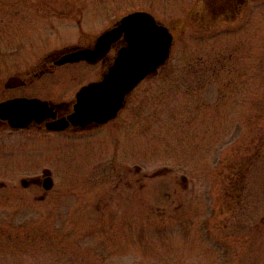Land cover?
<instances>
[{
	"label": "rangeland",
	"instance_id": "1",
	"mask_svg": "<svg viewBox=\"0 0 264 264\" xmlns=\"http://www.w3.org/2000/svg\"><path fill=\"white\" fill-rule=\"evenodd\" d=\"M133 11L172 45L115 119L0 129V264H264V0H0V99L72 98L97 66L32 74Z\"/></svg>",
	"mask_w": 264,
	"mask_h": 264
},
{
	"label": "water",
	"instance_id": "2",
	"mask_svg": "<svg viewBox=\"0 0 264 264\" xmlns=\"http://www.w3.org/2000/svg\"><path fill=\"white\" fill-rule=\"evenodd\" d=\"M162 35L161 41L158 37ZM123 38L113 64L99 81L82 86L76 93V102L68 120L84 126L91 122L102 123L114 117L122 107L125 95L144 77L156 72L169 57L172 34L147 11H133L122 16L111 28L96 39L93 49H80L64 56L60 62L86 60L94 62L104 55L110 45ZM51 106L38 98L17 97L0 102V118L11 127H26L30 121H40L49 115ZM63 118L47 125L50 130L63 129ZM48 173L44 170V174ZM183 180L184 177L182 176ZM31 179L20 182L27 186ZM42 187L49 190L53 181L49 174L43 177Z\"/></svg>",
	"mask_w": 264,
	"mask_h": 264
},
{
	"label": "flooded vegetation",
	"instance_id": "3",
	"mask_svg": "<svg viewBox=\"0 0 264 264\" xmlns=\"http://www.w3.org/2000/svg\"><path fill=\"white\" fill-rule=\"evenodd\" d=\"M217 1V0H216ZM241 1V0H238ZM219 3V1L217 2ZM220 3H222L220 6L221 7H225L230 9V6H228L229 2L225 3L224 1H220ZM235 4V2L233 3V5ZM230 5V4H229ZM232 6V4H231ZM115 24V23H114ZM113 24V26H114ZM95 41L96 38L93 40L92 43L85 45V46H71V47H67L65 49L59 50L56 53H54L53 55H48L46 57V61L43 64V67L40 68L38 70V72H34L32 74L31 77H36L40 74H44L47 72H50L54 67L57 66H64V65H71V64H76V63H83L86 64L88 66H97V73L95 76H93V78L89 79L86 82L81 83L78 88H76V90L73 93L72 98L66 100V99H59V100H53L51 98H46V97H40L38 95L35 94H31V93H24V94H14V95H10L7 96L5 98L0 99V102L2 101H6L8 99H13V98H17V97H26V98H38L41 99L43 101H47L48 102V106H51V110L49 111V115L46 117H43L40 121H36V120H32L29 122V124L26 127H11L8 123L7 120H3L0 118V129H7L9 132H15L17 130H24V129H36V130H42V131H46V132H54V133H62V132H85V131H89L92 130L94 128H98L100 126H103L107 123H109L111 120L115 119L118 114L124 109V106L126 104L127 98L130 95V93L137 87V85L143 81L144 79H142L141 81H139L137 83V85L130 91L128 92L123 100V105L122 107L117 111L116 115L110 119H108L105 122L102 123H96V122H91L88 123L84 126H79V125H73L69 120H68V116L73 112L74 110V105L76 102V93L77 91L84 85L90 83V82H94V81H99L103 74H105L108 70V68L113 64L114 62V58L116 56V53L118 51L119 48H121L124 44L123 42V38L120 37L118 40H116L115 42H113L109 49L106 51V53L104 55H102L101 57H99L96 61L94 62H88L86 60H78V61H73V62H60L61 59H63L64 56L68 55L69 53H72L74 51H79L80 49H93L94 45H95ZM47 65V66H46ZM158 72V69L156 70L155 73H153L152 75L156 74ZM150 76V75H149ZM29 83H31V78H26V77H22V76H8L7 77V81L4 83V88L6 89H17V88H21V87H26ZM67 119V125L63 128V129H59V130H50L47 128V125H49L50 123L56 122L60 119ZM47 174V173H46ZM48 174H50V172H48ZM31 182L30 183H41L39 178H30ZM42 186V184H41Z\"/></svg>",
	"mask_w": 264,
	"mask_h": 264
},
{
	"label": "snow or ice",
	"instance_id": "4",
	"mask_svg": "<svg viewBox=\"0 0 264 264\" xmlns=\"http://www.w3.org/2000/svg\"><path fill=\"white\" fill-rule=\"evenodd\" d=\"M158 39L162 41V40L164 39V37H163L162 35H160V36L158 37Z\"/></svg>",
	"mask_w": 264,
	"mask_h": 264
}]
</instances>
